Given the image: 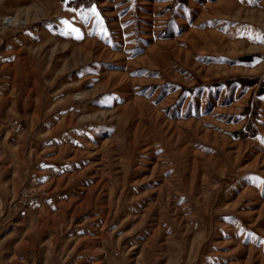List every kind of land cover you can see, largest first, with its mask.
I'll return each instance as SVG.
<instances>
[{
	"label": "rangeland",
	"instance_id": "1",
	"mask_svg": "<svg viewBox=\"0 0 264 264\" xmlns=\"http://www.w3.org/2000/svg\"><path fill=\"white\" fill-rule=\"evenodd\" d=\"M262 41L264 0H0V264H264Z\"/></svg>",
	"mask_w": 264,
	"mask_h": 264
},
{
	"label": "snow or ice",
	"instance_id": "2",
	"mask_svg": "<svg viewBox=\"0 0 264 264\" xmlns=\"http://www.w3.org/2000/svg\"><path fill=\"white\" fill-rule=\"evenodd\" d=\"M92 11L95 12V9H93ZM65 23H67V22H65ZM74 30H75V29H74ZM262 42H264V41H262ZM262 183H264V181H262Z\"/></svg>",
	"mask_w": 264,
	"mask_h": 264
}]
</instances>
